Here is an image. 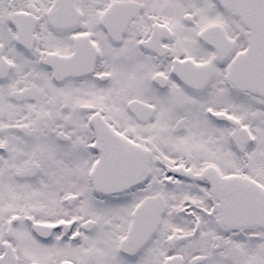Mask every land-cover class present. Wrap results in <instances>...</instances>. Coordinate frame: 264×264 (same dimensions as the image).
I'll list each match as a JSON object with an SVG mask.
<instances>
[{
    "label": "snow or ice",
    "instance_id": "snow-or-ice-1",
    "mask_svg": "<svg viewBox=\"0 0 264 264\" xmlns=\"http://www.w3.org/2000/svg\"><path fill=\"white\" fill-rule=\"evenodd\" d=\"M0 264H264V0H0Z\"/></svg>",
    "mask_w": 264,
    "mask_h": 264
}]
</instances>
